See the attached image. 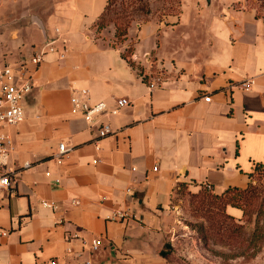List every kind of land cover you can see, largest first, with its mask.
<instances>
[{
    "label": "crops",
    "instance_id": "crops-1",
    "mask_svg": "<svg viewBox=\"0 0 264 264\" xmlns=\"http://www.w3.org/2000/svg\"><path fill=\"white\" fill-rule=\"evenodd\" d=\"M110 1L0 0V33H20L7 34L9 41L20 47L35 33L28 43L43 41L36 51L54 39L57 48L35 67L34 86L37 78L41 84L23 98L24 120L9 129L17 180L0 194V226L11 231L0 244L3 261L74 263L100 237L102 249H118L134 264H167L150 240L155 211L177 182H204L222 193L246 188L264 164V15L257 0L168 1L175 8L162 14V50L150 23L136 43L126 33L123 46L113 44L115 30L92 35ZM146 37L152 44L143 47ZM132 45L134 64L123 55ZM153 50L164 69L160 82L146 62ZM75 90H88L91 102L130 100L109 118L113 133L99 138V125L74 110ZM63 141L71 149L59 163ZM25 161L32 166L23 168Z\"/></svg>",
    "mask_w": 264,
    "mask_h": 264
},
{
    "label": "rangeland",
    "instance_id": "rangeland-1",
    "mask_svg": "<svg viewBox=\"0 0 264 264\" xmlns=\"http://www.w3.org/2000/svg\"><path fill=\"white\" fill-rule=\"evenodd\" d=\"M168 1L171 0H111L91 34L106 38L107 33H114L115 30L117 38L113 44L123 46L126 33H130L132 41L136 43L139 30L154 24L156 27L153 31L156 33L159 50H162V14L166 10L172 12L175 8L174 4L170 8L166 4ZM256 3L259 14L264 15V0H257ZM7 34L17 38L20 33ZM7 34L0 33V65L7 63L15 67L21 61H29L36 52L35 47L43 43H28L35 38V33H32L26 43L17 47L9 41ZM51 34L46 33L48 39H51ZM42 36L44 39L43 33ZM151 44L152 40L148 37L142 41L143 47ZM154 51L147 55L149 60L146 62L153 69L157 82H160L164 77V69L158 66L160 55ZM51 55L48 54L46 60ZM86 55L90 62L97 59L89 51ZM124 55L134 63L138 61L134 57L133 45L124 49ZM40 84L37 78L30 96L38 90ZM30 102H26L27 111L33 105ZM155 216L156 235L150 241L167 264H264V164L255 167L250 183L244 190L230 189L217 193L204 182H177L170 201L159 206ZM107 248L108 252L102 248L91 253L86 251L78 262H59L99 264L101 259L103 262L100 264H134L124 255L117 256L120 253L118 249L110 250L113 249L111 246Z\"/></svg>",
    "mask_w": 264,
    "mask_h": 264
},
{
    "label": "built area",
    "instance_id": "built-area-1",
    "mask_svg": "<svg viewBox=\"0 0 264 264\" xmlns=\"http://www.w3.org/2000/svg\"><path fill=\"white\" fill-rule=\"evenodd\" d=\"M55 31L60 34L59 27ZM55 39L45 42L33 54L30 62H21L19 65L12 67L5 63L0 65V194L14 187L16 178V168L9 165L11 153L13 151L14 139L9 129L21 123L24 120L23 98L32 91L34 86V69L44 59L48 52H56ZM67 48L64 47L60 52V57L65 58ZM32 67V68H31ZM254 79L250 78L242 83L245 89H250ZM206 101L211 100V95L204 96ZM71 101L74 110L81 113L85 120L90 124L99 125V138L105 137L114 132L109 118L119 113V111L130 104V100L125 97L115 99V104L110 105L105 100L91 102L88 90H75L72 94ZM70 147L66 143H59V150L55 155L59 163L62 162L64 156L70 151ZM31 161H25L23 168L32 166ZM53 207L52 204L46 203ZM125 214L120 217H125ZM10 230L0 226V244L4 238L10 234ZM104 247L103 240L100 237L92 239L90 252H95ZM91 260L88 261L90 263ZM0 264H17L12 261H3ZM31 264H60L56 257H51L42 261H35Z\"/></svg>",
    "mask_w": 264,
    "mask_h": 264
},
{
    "label": "trees",
    "instance_id": "trees-1",
    "mask_svg": "<svg viewBox=\"0 0 264 264\" xmlns=\"http://www.w3.org/2000/svg\"><path fill=\"white\" fill-rule=\"evenodd\" d=\"M123 55H124V52H123ZM124 56H125V55H124ZM125 57H126V56H125ZM129 60H130V59H129ZM130 62H131L132 64H134L133 61L130 60ZM230 189L244 190L245 188H240V187H230V188L224 190L222 193H224V192H226V191H228V190H230ZM162 254H163V253H162Z\"/></svg>",
    "mask_w": 264,
    "mask_h": 264
}]
</instances>
